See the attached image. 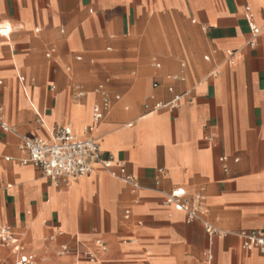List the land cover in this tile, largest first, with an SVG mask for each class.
I'll return each mask as SVG.
<instances>
[{
	"label": "crops",
	"instance_id": "1",
	"mask_svg": "<svg viewBox=\"0 0 264 264\" xmlns=\"http://www.w3.org/2000/svg\"><path fill=\"white\" fill-rule=\"evenodd\" d=\"M0 25V224L37 264H264L236 236L264 234V0H0ZM103 98L92 136L138 188L97 171L58 190L21 164L20 137H83ZM178 188L224 236L163 206Z\"/></svg>",
	"mask_w": 264,
	"mask_h": 264
},
{
	"label": "built area",
	"instance_id": "2",
	"mask_svg": "<svg viewBox=\"0 0 264 264\" xmlns=\"http://www.w3.org/2000/svg\"><path fill=\"white\" fill-rule=\"evenodd\" d=\"M0 30H7V26L0 25ZM250 30L253 36L259 34V29L254 26ZM82 95V92H77L75 98ZM176 102L175 99L171 104L165 106L156 105L152 111L163 107L172 108ZM107 104V99L103 98L102 106L93 107V126L84 129L83 137L75 136L69 126L55 129L47 140L20 137L18 149L26 154V158L21 161V164H31L37 168L58 190L68 187L72 181L87 177L97 171L107 172L112 178L138 188L136 181L127 173L126 165L123 162L115 160L112 156L102 157L99 145L92 136L94 125L101 120L102 109L106 108ZM0 129L4 132L14 133V130L2 120H0ZM158 172L162 173V170ZM156 184L158 185V183ZM163 206L182 213L188 223L201 222L209 236L225 235L204 220L208 210L206 197L202 193L196 192L188 196L184 189L178 188L164 195ZM125 215H128V212ZM236 236L241 241L242 250L247 253L257 251L264 256V234L261 231H243L237 233ZM47 240L54 241L55 239L50 237ZM95 246L101 251L106 250L100 240L95 241ZM0 250L8 251L13 256L14 264H37L35 255L27 252L20 238L14 234L11 227L5 224H0ZM68 255H70V250L67 248H62L59 252V256ZM205 259L207 262L212 260L210 252H207ZM84 260L87 264H102L93 252H86Z\"/></svg>",
	"mask_w": 264,
	"mask_h": 264
},
{
	"label": "rangeland",
	"instance_id": "3",
	"mask_svg": "<svg viewBox=\"0 0 264 264\" xmlns=\"http://www.w3.org/2000/svg\"><path fill=\"white\" fill-rule=\"evenodd\" d=\"M69 128L71 129L72 132H76L77 134L81 133L82 132V129H76L75 127L73 126H69Z\"/></svg>",
	"mask_w": 264,
	"mask_h": 264
},
{
	"label": "bare ground",
	"instance_id": "4",
	"mask_svg": "<svg viewBox=\"0 0 264 264\" xmlns=\"http://www.w3.org/2000/svg\"><path fill=\"white\" fill-rule=\"evenodd\" d=\"M6 26H7V30H0V34H7V31L9 30V26L8 25Z\"/></svg>",
	"mask_w": 264,
	"mask_h": 264
}]
</instances>
